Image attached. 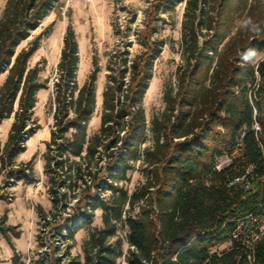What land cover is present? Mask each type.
<instances>
[{"label": "trees", "instance_id": "trees-1", "mask_svg": "<svg viewBox=\"0 0 264 264\" xmlns=\"http://www.w3.org/2000/svg\"><path fill=\"white\" fill-rule=\"evenodd\" d=\"M58 1L8 0L0 19V76L7 73L0 86V125L14 115L8 140L0 148L2 171L26 151V138L34 133L37 94L47 88L39 65L29 63L39 38L18 54L16 49ZM181 3L182 63L176 86L164 91L165 109L150 127L143 101L155 57L166 45L150 40L155 29L133 61L121 53L108 65L101 125L91 139L87 126L95 113L98 71L78 88V41L70 26L64 35L45 174L54 206L67 200L61 193L64 187L70 192L72 183L83 181L85 188L75 196L76 216L89 220L94 211L103 213L104 230L86 244L85 264L115 263L116 254L122 253L105 240L116 234L118 224L128 229L127 264H264V238L252 252L230 240L233 222L264 204V57L255 62L257 54L264 53V9L249 0H159L155 11ZM148 133L152 144L144 147ZM222 157L232 162L217 170ZM138 161L147 175L130 195L118 184ZM28 166L8 172L6 178L19 179ZM243 175L248 188L229 186ZM106 191L110 195L102 197ZM8 195L0 185V202ZM7 222L8 211L0 215V235L11 244L10 236L20 238L21 231ZM229 242L228 249L217 251ZM11 262L23 264L17 256Z\"/></svg>", "mask_w": 264, "mask_h": 264}, {"label": "rangeland", "instance_id": "rangeland-1", "mask_svg": "<svg viewBox=\"0 0 264 264\" xmlns=\"http://www.w3.org/2000/svg\"><path fill=\"white\" fill-rule=\"evenodd\" d=\"M8 0H0V19ZM159 0H59L50 7L49 14L41 21L39 28L16 49L18 54L28 49L39 38L38 50L32 56L30 67L39 65L40 80L46 82L47 88L37 94V103L32 117L34 133L26 138V151L16 159L14 166L1 170L0 185L8 191V198L0 202V215L8 211L10 226H17L20 238L11 237L9 241L0 235V264H7L14 256L23 264H69L79 261L85 264V247L91 243L93 235L104 230L103 213L94 211L89 220L76 216L74 205L76 197L85 188L83 181L70 192L64 187L61 193L68 195L63 204L54 206L49 176L45 174L44 154L46 142L51 139V131L56 123L53 114L56 108L55 89L59 79L58 63L63 47V38L67 28L74 29L79 45V64L76 71V83L81 88L91 76L96 74L97 103L95 113L87 126V137L91 139L100 129L103 113V92L108 82V65L116 61L121 53H126L133 61L144 51L142 42L149 38L160 43L165 42L160 56L155 57L152 77L144 97L143 108L148 127L153 117L165 109L164 91L169 86H176L177 69L182 63L181 57V23L185 3L177 4L173 9L165 8L159 12L155 6ZM264 9V0H249ZM159 17L158 20H155ZM264 28V19H263ZM241 21L236 22V27ZM264 53L257 54L255 62L263 59ZM7 73L0 76V86ZM15 108H18V103ZM14 115L0 125V148L3 149L10 132ZM152 144L151 134H147L144 147ZM30 166L19 179L8 181V172L22 170ZM147 172L141 161L133 164L127 179L119 182L131 195L146 179ZM98 174V177H102ZM109 181V178H103ZM8 181V182H7ZM88 185L91 183L87 178ZM7 182V184H5ZM69 185V183L67 184ZM106 189V187L104 188ZM74 191V192H73ZM110 195L106 191L103 196ZM42 207L43 212L38 213ZM137 209L133 214L137 213ZM126 217V215L124 216ZM78 225L75 229L74 226ZM61 229L60 233L58 232ZM72 232L71 236H68ZM127 227L118 224L114 236L107 237L106 245L115 248L114 264H127V255L131 247L127 242ZM43 240V245L40 244ZM231 242L217 248L218 252L228 249ZM56 250H53V249ZM30 261V263H29Z\"/></svg>", "mask_w": 264, "mask_h": 264}, {"label": "built area", "instance_id": "built-area-1", "mask_svg": "<svg viewBox=\"0 0 264 264\" xmlns=\"http://www.w3.org/2000/svg\"><path fill=\"white\" fill-rule=\"evenodd\" d=\"M89 2L90 0H85ZM232 162L230 157H222L218 160L215 168L221 170L228 167ZM253 167L250 166L246 174H250ZM238 184H245L249 187L246 175L233 179L230 183V187H234ZM264 238V204L260 208L252 213L245 215L244 217L233 222V227L230 232V240L236 243L240 247L245 248L249 252L254 250L255 245ZM30 263V261H29Z\"/></svg>", "mask_w": 264, "mask_h": 264}, {"label": "crops", "instance_id": "crops-1", "mask_svg": "<svg viewBox=\"0 0 264 264\" xmlns=\"http://www.w3.org/2000/svg\"><path fill=\"white\" fill-rule=\"evenodd\" d=\"M32 59V58H31ZM30 62H31V60H30ZM29 62V63H30ZM4 75V74H3ZM6 79V78H5ZM5 81V80H4ZM7 264H12V262H11V259L9 260V262L7 263Z\"/></svg>", "mask_w": 264, "mask_h": 264}]
</instances>
